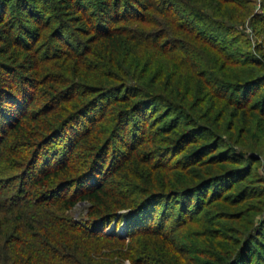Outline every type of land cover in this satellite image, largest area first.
<instances>
[{
    "label": "trees",
    "instance_id": "1",
    "mask_svg": "<svg viewBox=\"0 0 264 264\" xmlns=\"http://www.w3.org/2000/svg\"><path fill=\"white\" fill-rule=\"evenodd\" d=\"M258 2L0 0V264H264Z\"/></svg>",
    "mask_w": 264,
    "mask_h": 264
},
{
    "label": "rangeland",
    "instance_id": "2",
    "mask_svg": "<svg viewBox=\"0 0 264 264\" xmlns=\"http://www.w3.org/2000/svg\"><path fill=\"white\" fill-rule=\"evenodd\" d=\"M258 1H259V0H257V2H258ZM258 3H259V2H258ZM258 3H257V7H256V9H259V6H260V5H259ZM246 31L251 33V29H250V28H247ZM85 209H86V203H81V202H80V203L76 204V206L72 209V213H74L75 216L77 217V216H80V215L84 214ZM113 228H114V226H113V223H112L110 226H107V227L105 228V231H106V232H111V231L113 230ZM118 231L122 234V233H123V226H121V227L118 229ZM123 264H129V262L124 261Z\"/></svg>",
    "mask_w": 264,
    "mask_h": 264
},
{
    "label": "water",
    "instance_id": "3",
    "mask_svg": "<svg viewBox=\"0 0 264 264\" xmlns=\"http://www.w3.org/2000/svg\"><path fill=\"white\" fill-rule=\"evenodd\" d=\"M81 203H85V202H81Z\"/></svg>",
    "mask_w": 264,
    "mask_h": 264
}]
</instances>
